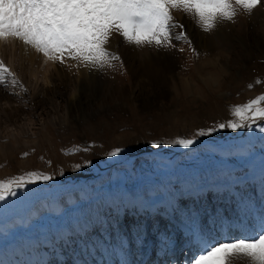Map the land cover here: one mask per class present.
I'll return each instance as SVG.
<instances>
[{
    "label": "rangeland",
    "instance_id": "1",
    "mask_svg": "<svg viewBox=\"0 0 264 264\" xmlns=\"http://www.w3.org/2000/svg\"><path fill=\"white\" fill-rule=\"evenodd\" d=\"M233 7L236 13L233 20H220L211 30V34L216 36L218 32L216 28H227L226 42L222 44L223 49L220 48L211 56V51L206 49L210 56H208V60L212 57L220 60L228 58L231 61L225 67L227 74L220 77L224 82L221 91L226 93L225 97L220 98L219 93L210 92L200 77L199 67L200 63L204 62V51L202 48L200 49L195 30L193 29V34L190 32L188 23L194 24L193 26L201 25L192 14L184 13L182 9H172L176 13L177 24L182 26L176 28L175 32L183 33L187 37V39L174 40V47L161 48L169 53L172 60L177 62V72L183 78L176 81L174 88L180 89L181 81L185 78L189 79L202 91L201 93L207 100L204 101L201 98L189 103L184 100L190 98L187 94L183 97L184 95L179 96L177 93L165 98L159 104L161 107L165 106V103L169 104L170 107L166 110L144 109L143 104L146 100L144 98H147L145 95L152 92L155 87L153 85H149L145 89L134 87L129 63L121 54L127 42L123 41L122 37H114L109 45V50L115 51L120 60L114 61L113 66L106 67L102 72L104 77H108L111 82L129 90L130 95L126 99L120 100L125 104V111H114L115 102L112 101L108 102L110 113L99 112L98 109L94 111L93 107L76 108L73 114L75 117L68 118L67 104L64 103L65 101L58 100L54 105L57 106L58 117L65 125L62 131H59L56 124L57 115H55L54 105H49L44 110H35L31 105L32 100L27 99L29 98L28 93L32 89L26 87L22 92L13 87L16 85L14 79L17 78V75L11 68L5 52L0 54V58L2 57L3 59H1L4 61L3 65L12 73V76L5 77L0 86L6 84L3 88H7V86L12 88L11 92L14 95L16 92L20 98L17 101H0V121L2 120L0 122V147H3L0 149L2 150L0 152V182L26 177L29 173L52 177L48 181L40 179L31 183L38 187L15 191V195L0 200V234L3 236L10 233L17 234V236L10 234L8 239L26 233L30 234L38 225L37 218L41 214L32 220L33 223L28 225H19V223L30 217L32 210L43 201L59 203L63 197L74 193L99 197L103 193L111 192L120 184L127 183L132 178L131 175H128L129 168L140 165L142 161L145 162V159L140 158L134 160L136 156L143 153L152 155L147 159L151 160L149 175L155 181H161L167 186V183H173L175 188L179 187L177 184L186 181L189 183L190 179V181L194 180L193 183H197L195 181L202 183L201 188L220 179L225 183H230L229 191L232 192V188L236 189L233 187L234 183L229 180L233 176L229 173L230 170H233V174L238 173L241 167H249L250 163L255 167V171L264 170V126L251 128L244 139L239 141L218 143L213 140L223 133L233 131L228 127L221 129L220 125L238 122L234 115L237 107H243L264 96V3L251 12L235 5L234 0ZM5 45L8 47V40ZM138 47L152 53L158 50L155 46L149 45ZM225 55L227 57H224ZM64 65L70 69L71 81L74 83L77 80V62L66 59ZM208 71L219 72V69L208 68ZM50 76L51 72L48 74V78ZM102 83L100 81L89 82L86 93L97 99V96L106 88L105 83ZM39 86L40 88L45 87V89L53 88V84L45 85L42 82ZM62 89L65 91L67 87ZM68 90L71 93L72 85ZM103 98L106 99L105 96ZM259 107L264 108V102ZM201 132L204 135H200ZM182 133L192 135L199 144L191 148H182L175 140ZM117 150H119L117 156L110 155L111 152ZM210 173L214 176L212 177ZM223 175L224 177L228 175L229 178H224ZM82 177L86 178L82 179ZM260 177L262 178L263 174H259L258 179ZM71 178L76 180L67 181ZM232 178L237 180L235 176ZM60 180L64 183H53L48 186L51 181ZM208 180L210 183H203ZM182 186L184 185L179 188ZM219 186V183H215V187ZM172 192L180 191L173 188ZM203 193V191L200 192V194ZM224 195L226 196V194ZM232 195L230 193V197ZM52 199L57 202L50 201ZM210 199L215 201L213 195H210ZM181 201L184 208H189L190 215H196L193 210H190V204L194 203V196L185 197ZM202 206L205 208L207 204L202 203ZM182 210L184 211L183 208ZM250 210H253L252 205ZM261 210L264 211V209ZM206 211L209 213L208 210ZM243 211H245L244 208ZM212 213H210L212 217L214 216L218 220L217 215ZM47 215L41 218L44 223L38 225L36 229L46 227V223L53 222ZM254 216L260 218V212L258 216L257 214ZM222 217L224 218L225 215L222 214ZM190 222L193 223L192 218H190ZM159 223H162L168 230V235L171 236V228L175 225H171L169 221ZM22 230L26 233H21ZM206 231H210L208 227H206ZM176 233L177 230L173 236ZM216 235V233L211 234L210 237L213 236L215 239L221 240L222 236ZM256 236L255 238H257ZM8 239L2 237L0 245ZM156 241L158 243V240ZM171 242H174L173 245H175L176 240L171 237L163 244L166 246ZM142 244L146 246L143 241ZM193 249L190 247V251ZM126 255L127 253L124 254L125 258L128 256ZM186 255L185 251L184 259Z\"/></svg>",
    "mask_w": 264,
    "mask_h": 264
},
{
    "label": "bare ground",
    "instance_id": "2",
    "mask_svg": "<svg viewBox=\"0 0 264 264\" xmlns=\"http://www.w3.org/2000/svg\"><path fill=\"white\" fill-rule=\"evenodd\" d=\"M188 25L192 34L193 29L195 30L200 49L202 48L204 51V62H201L199 67L202 81L210 92L219 93L220 98L225 97L226 93L221 91L224 82L220 77L221 75L227 74L225 67L226 64H229L231 61L228 58L220 60L213 59L212 57L208 60L209 55L206 49L211 51L210 56L220 48L223 49L222 44L226 42L225 32L227 28H216L218 32L217 35L214 36L211 34V31H204L202 26H193L194 24L190 25L189 23ZM7 40L9 48L5 45L6 40H0V54L5 52V56L8 58L11 68L17 75V78L14 79L16 85L13 87L22 92L26 87L32 89L33 92L31 91L29 92L30 94L28 93L29 98L27 99L32 100L31 105L35 110L47 109L49 105H54L59 100L61 102L65 101L64 103L67 104L68 118L75 117L73 114L76 108L93 107L94 111L98 109L99 112L103 111V113H110L108 102L110 103L112 101L115 102L113 105L114 111H125V104L120 100H124L130 95L128 92L129 90L124 86L123 88L111 82L108 77H104L102 70L90 71L88 68L77 64V80L72 83L70 76L72 73L64 63L61 64L58 61L53 62L47 60L42 54L37 53L30 46L24 45L23 42L19 40L11 38ZM3 49L6 50L4 51ZM121 54L124 55L127 63H129L135 88L141 87L145 89L149 85L155 87L152 92L145 95L147 98H144L146 99L143 104L144 109L150 110L156 108V110H166L170 107L169 104L165 103L163 107L159 104L163 102L165 98L177 93H179V96L184 95L183 97L187 94L190 98H185L184 100H187L189 103L195 99L200 100L202 98L204 101L207 100L203 93H201L202 91H200L189 79L185 78L181 81L182 84L180 89L176 90L174 88L177 83L176 81L182 80L183 78L180 77V73L177 72V62L172 60L169 53L163 49H158L152 53L149 52V50H144L143 48L127 43ZM224 57L227 56L225 55ZM1 58L0 62L3 63V58ZM208 68H218L219 72L208 71ZM50 72L51 76L48 78ZM99 81L100 83L104 82L106 88L103 89L101 94L97 96L98 98L95 99L88 95L86 90L88 89L89 82ZM41 82L45 85L53 84V88H40L39 84ZM71 85L73 90L70 93V89L68 90V88ZM4 86H0V101L9 102L10 100L17 101L20 99L15 91L16 95L11 92L12 88H8V86L7 88H3ZM65 87H67V90L64 91L62 88ZM8 89L10 90L8 91ZM67 92L68 94H66ZM152 93L153 99L151 98ZM103 96H105L106 99H104ZM201 102H203V100H201ZM54 110L55 115H57L56 124L59 131H62L65 126L64 122L58 117L57 106H55ZM2 148L3 147H0V149ZM1 151L2 150H0V152ZM151 156L150 153H143L140 159H145V162L142 161L140 165L138 164L132 168L130 167L128 170V175L132 176L131 180L125 184H120L117 188L112 187V191H109V193L107 192L108 194L103 193L99 197H94L84 203H80L83 198L86 199L82 194L65 196L59 203L48 201L39 203L27 220L36 219L43 212H50L52 215L47 216H50L49 220H53V222L46 223V227L36 229L35 233L32 235H20L19 237L2 242L0 245V264H125V261L130 262V258H132L134 261L133 263H135L136 255H139V253L142 255L143 252L141 251L145 249L146 246H143L142 240L137 237L134 228H130V225L125 223V230L129 238L122 241L121 239L117 240L116 236L120 221L123 219L126 220L132 216L138 217L139 223L143 221L142 218L140 219L142 216L140 210L143 208H145L144 211H146V215H148L147 219L150 221L149 244L147 243V246L149 249L154 250L152 259L154 260L157 258V260H165V257L168 258V251L166 252V250L169 248L164 250L165 244H163V241L160 244L156 243V240L159 238L161 240V237L158 238V234L152 223V219H154L156 214L162 215V213H165L168 214V218H173L177 230L176 235L173 236V240H176L175 245L170 246L171 251L169 252H179L181 248L180 239L187 238L189 248H194L192 251L189 250V260H191V262L194 261L201 250L197 247L201 239L206 238L213 242H217L213 236L210 237L211 234L216 233L215 226L217 224V219L214 216L212 217L207 211L205 212V210L211 206H206L204 208L199 198L200 192L203 191L204 194H207L209 187H205L204 185V187L200 189L201 186L197 187V183L189 181L182 190L181 194L184 195L191 192L192 189L195 190L194 194L197 200H199L197 209L203 214V217H200L197 223H191L180 206V201L177 198L179 192H172V189H168L165 183L155 181L149 175L151 160L149 161L147 159L151 158ZM138 161L140 162V160ZM215 183H219L220 186L215 187ZM215 183H213L212 186L218 193H223L231 189L230 183H225L220 179ZM232 190L234 189L232 188ZM224 193L226 194V192ZM236 196L242 202V206L246 213L244 216L253 217L256 214L258 216L260 212V218L254 216L257 220L258 228L260 229L261 224L264 222V211L261 210L262 208H260V211H258V208L255 209V211H251L250 208L248 209V201L245 200L244 202L243 200L244 196H239V192L236 193ZM207 203L208 202H205V204ZM139 204L140 207L137 209ZM161 209L162 211L158 212ZM174 209H178V211H174ZM137 211L139 212L138 216ZM115 214L118 215L117 219L114 217ZM228 222L229 221L225 223L229 224ZM206 227H208L210 231H206ZM228 227L229 226L223 227L222 237L220 238L222 241H228L234 237L233 234H230ZM248 230L249 229H247V231ZM241 233L242 231H239L236 235L239 236ZM125 249H128V252H133L132 257L128 258L127 256L125 258L124 254L127 253L128 255V252L125 253ZM152 259L148 262L153 261ZM233 264H251V261L247 257L239 256L234 258Z\"/></svg>",
    "mask_w": 264,
    "mask_h": 264
},
{
    "label": "snow or ice",
    "instance_id": "3",
    "mask_svg": "<svg viewBox=\"0 0 264 264\" xmlns=\"http://www.w3.org/2000/svg\"><path fill=\"white\" fill-rule=\"evenodd\" d=\"M234 3L251 12L264 0H234ZM172 9L192 14L206 32L214 29L220 20H233L236 14L233 0H0V40H19L49 61L63 64L70 59L90 71L103 70L120 60L109 50L114 37H122L130 45L157 49L174 47V40L187 39L183 33L174 31L182 26L174 20ZM6 76L12 73L0 62V83ZM262 102L264 96L237 107L234 115L238 122L221 124L220 128L235 131L249 122L264 120V108L259 107ZM177 143L187 148L194 141L180 139ZM118 154L119 150L110 153ZM40 179L48 181L52 177L29 173L26 177L0 182V200ZM129 227L141 234L147 231L146 223H132ZM197 247L201 250L193 264H233L239 256L247 257L251 264H264V223L257 238L219 243L205 238Z\"/></svg>",
    "mask_w": 264,
    "mask_h": 264
}]
</instances>
